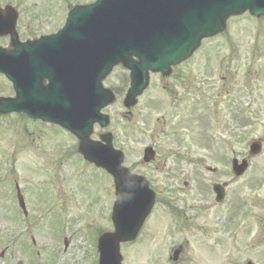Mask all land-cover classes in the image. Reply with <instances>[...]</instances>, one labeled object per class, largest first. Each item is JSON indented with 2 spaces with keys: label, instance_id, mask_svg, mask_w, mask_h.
I'll return each mask as SVG.
<instances>
[{
  "label": "rangeland",
  "instance_id": "374dc122",
  "mask_svg": "<svg viewBox=\"0 0 264 264\" xmlns=\"http://www.w3.org/2000/svg\"><path fill=\"white\" fill-rule=\"evenodd\" d=\"M91 1L64 0L65 12ZM0 80V96L11 95L10 84ZM104 85L117 99L103 109L109 126L95 127L92 137L113 131L126 164L150 174L159 198L138 238L121 245L123 264H264V15L230 17L222 33L203 39L169 74H150L135 106L123 102L128 74L122 65ZM228 88L235 93L227 94ZM251 92L256 108L245 111ZM203 95L237 101L212 107ZM230 107L241 108L240 129L221 127L223 121L235 124L229 122ZM26 123L18 116H0V252L7 249L0 264H96L99 231H113L114 182L73 150L75 136L57 126L25 128ZM258 139L262 151L249 156V144ZM149 145L157 151V169L141 165ZM231 157L250 161L240 178L226 169ZM207 166H217L218 172ZM14 180L27 189L32 214L37 213L32 222L42 249L38 262L30 245L32 226L15 221ZM216 181L229 184L223 204L214 201L211 184Z\"/></svg>",
  "mask_w": 264,
  "mask_h": 264
},
{
  "label": "water",
  "instance_id": "95a60500",
  "mask_svg": "<svg viewBox=\"0 0 264 264\" xmlns=\"http://www.w3.org/2000/svg\"><path fill=\"white\" fill-rule=\"evenodd\" d=\"M246 10L257 16L264 14V0H98L89 6L76 7L62 32L66 34V57L73 60L78 56L80 60L78 99L74 98V87L61 92L63 87L57 84L43 89L29 85L31 73L32 76L34 72L47 76L51 73L44 54V62L34 64L27 61L33 50L14 55L2 51L0 70L14 82L17 98L2 99L0 110L26 111L58 121L82 137L81 150L88 159L105 165L107 153L86 138L94 121L107 122L98 110L113 97L101 88V78L115 63L123 61L132 72L130 97L135 98L146 86L149 70H168L171 64L188 56L202 37L223 30L228 15ZM100 93L106 96L97 102ZM42 99L46 102L42 103ZM94 102H97L94 113L82 106ZM251 151L259 152L260 144L254 143ZM112 161L115 165L119 163L114 156ZM132 187L119 188L120 201L113 215L116 231L100 238V264H120L119 242L136 235L152 204V199L144 202L137 196L135 202L139 207L133 211L132 202L125 204Z\"/></svg>",
  "mask_w": 264,
  "mask_h": 264
},
{
  "label": "flooded vegetation",
  "instance_id": "af4514ba",
  "mask_svg": "<svg viewBox=\"0 0 264 264\" xmlns=\"http://www.w3.org/2000/svg\"><path fill=\"white\" fill-rule=\"evenodd\" d=\"M7 5H12L15 8L16 14H17V22L15 25V31L17 33L16 39H18V42L15 41L14 37H12L11 33H6L3 35H0V48H5L7 50H14L17 45H20V42H34L38 39L42 38L43 36H48L57 31L64 23H65V2L64 0H30V2H27L25 0H0V16L4 15V8ZM59 8L61 10H59ZM1 78V74H0ZM1 81V80H0ZM44 83H47V80L44 81ZM227 94H234L235 91H232V89L228 88L226 90ZM1 94V93H0ZM216 96H218L216 94ZM248 96V100H246V106L244 109L247 111L248 109L252 108L251 105L255 104V97L253 96V92H251ZM207 97V98H206ZM207 103L208 106H218L222 105L223 103L219 102H225L229 103L230 100H233L235 103L237 100L235 98H228L225 99L223 97L218 99H212L207 95ZM241 98L239 97V100ZM205 102V99H204ZM240 106L241 103L239 102ZM228 112L229 115V122L235 123L233 126L230 125V127L227 125L226 121L222 122L223 128L228 127L229 130H236L240 129L241 124L236 122L238 118L241 117V108L239 109H232L230 107ZM254 117L255 118V111L253 110ZM218 123V122H217ZM217 169H213L212 172H216ZM27 209L31 211V209L27 205ZM17 210L21 213H23V210L19 207ZM28 216V213L26 214Z\"/></svg>",
  "mask_w": 264,
  "mask_h": 264
}]
</instances>
